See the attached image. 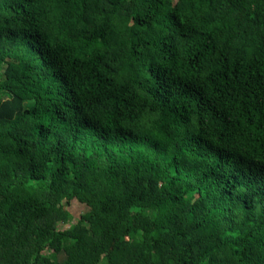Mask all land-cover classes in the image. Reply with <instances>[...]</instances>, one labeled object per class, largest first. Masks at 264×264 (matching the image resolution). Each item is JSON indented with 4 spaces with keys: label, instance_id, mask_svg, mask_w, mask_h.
<instances>
[{
    "label": "trees",
    "instance_id": "16d2710c",
    "mask_svg": "<svg viewBox=\"0 0 264 264\" xmlns=\"http://www.w3.org/2000/svg\"><path fill=\"white\" fill-rule=\"evenodd\" d=\"M0 264H264V0H0Z\"/></svg>",
    "mask_w": 264,
    "mask_h": 264
},
{
    "label": "rangeland",
    "instance_id": "374dc122",
    "mask_svg": "<svg viewBox=\"0 0 264 264\" xmlns=\"http://www.w3.org/2000/svg\"><path fill=\"white\" fill-rule=\"evenodd\" d=\"M69 210L74 217L72 223H77L81 215H83L86 212L87 208L85 205L79 203L78 201H74L72 205L69 207ZM68 227L69 226H65V228H68Z\"/></svg>",
    "mask_w": 264,
    "mask_h": 264
}]
</instances>
